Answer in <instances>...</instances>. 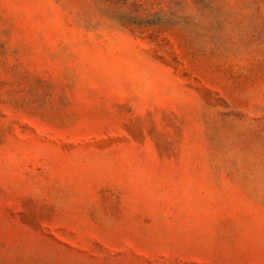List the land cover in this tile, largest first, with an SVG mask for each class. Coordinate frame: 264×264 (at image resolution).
<instances>
[{"label": "rangeland", "instance_id": "1", "mask_svg": "<svg viewBox=\"0 0 264 264\" xmlns=\"http://www.w3.org/2000/svg\"><path fill=\"white\" fill-rule=\"evenodd\" d=\"M0 264H264V0H0Z\"/></svg>", "mask_w": 264, "mask_h": 264}]
</instances>
